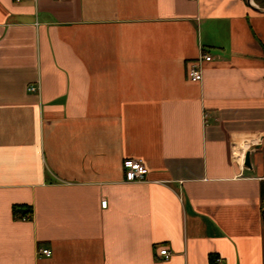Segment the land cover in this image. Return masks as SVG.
Returning <instances> with one entry per match:
<instances>
[{"label": "crops", "instance_id": "1", "mask_svg": "<svg viewBox=\"0 0 264 264\" xmlns=\"http://www.w3.org/2000/svg\"><path fill=\"white\" fill-rule=\"evenodd\" d=\"M215 256L264 264L261 0H0V264Z\"/></svg>", "mask_w": 264, "mask_h": 264}, {"label": "built area", "instance_id": "2", "mask_svg": "<svg viewBox=\"0 0 264 264\" xmlns=\"http://www.w3.org/2000/svg\"><path fill=\"white\" fill-rule=\"evenodd\" d=\"M20 2L22 0H16ZM252 1V0H251ZM212 57L209 55H202L200 58L191 63L189 69V79L192 82L199 83L203 80V68L202 63L211 61ZM29 92L35 93L39 91V86H30ZM124 169L126 174V182L128 183H141L147 181L148 169L144 162L140 159H127L124 161ZM108 205L107 200L102 201V207L106 208ZM31 216L24 217V220L30 219ZM52 250L40 249L38 251L39 256L51 257ZM164 259L168 260L171 257V253L167 249H162L159 254ZM212 264H224L223 258L215 256L212 260Z\"/></svg>", "mask_w": 264, "mask_h": 264}, {"label": "water", "instance_id": "3", "mask_svg": "<svg viewBox=\"0 0 264 264\" xmlns=\"http://www.w3.org/2000/svg\"><path fill=\"white\" fill-rule=\"evenodd\" d=\"M259 148H261V145H256L253 149H259ZM244 162H245V166H247L248 168L252 167L251 159H250V150L246 152Z\"/></svg>", "mask_w": 264, "mask_h": 264}, {"label": "trees", "instance_id": "4", "mask_svg": "<svg viewBox=\"0 0 264 264\" xmlns=\"http://www.w3.org/2000/svg\"><path fill=\"white\" fill-rule=\"evenodd\" d=\"M261 5H262V7H264V0H261ZM19 209H20L19 206H15L14 207V212L18 213ZM29 213H32V210H27L26 212L23 213V215H26V214H29Z\"/></svg>", "mask_w": 264, "mask_h": 264}]
</instances>
